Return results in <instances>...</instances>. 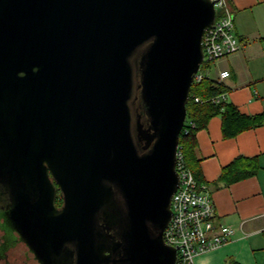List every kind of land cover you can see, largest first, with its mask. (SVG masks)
<instances>
[{"label":"water","instance_id":"obj_1","mask_svg":"<svg viewBox=\"0 0 264 264\" xmlns=\"http://www.w3.org/2000/svg\"><path fill=\"white\" fill-rule=\"evenodd\" d=\"M213 3L0 0V216L40 264H175L163 231Z\"/></svg>","mask_w":264,"mask_h":264},{"label":"crops","instance_id":"obj_2","mask_svg":"<svg viewBox=\"0 0 264 264\" xmlns=\"http://www.w3.org/2000/svg\"><path fill=\"white\" fill-rule=\"evenodd\" d=\"M228 1L239 48L219 63L218 71H229L221 81L224 99L243 113H257L264 105V0ZM220 123L215 115L196 131L195 157L214 204V226L231 224L235 232L198 254L194 264H264V123L227 138ZM238 155L256 156L260 169L230 183L220 180L221 168Z\"/></svg>","mask_w":264,"mask_h":264},{"label":"built area","instance_id":"obj_3","mask_svg":"<svg viewBox=\"0 0 264 264\" xmlns=\"http://www.w3.org/2000/svg\"><path fill=\"white\" fill-rule=\"evenodd\" d=\"M213 1L215 16L202 36V63L231 54L239 48L229 1ZM200 66L193 82L202 78ZM228 76L229 71L222 69L218 71L216 79L221 82ZM224 93L213 99H224ZM194 99L198 100L197 97ZM175 170L179 181L170 199L171 216L163 231V240L176 248L175 264H194L198 254L227 242L234 235L235 228L231 224L214 226V204L209 190L204 182L195 179L193 172L185 165L179 145L176 149Z\"/></svg>","mask_w":264,"mask_h":264},{"label":"trees","instance_id":"obj_4","mask_svg":"<svg viewBox=\"0 0 264 264\" xmlns=\"http://www.w3.org/2000/svg\"><path fill=\"white\" fill-rule=\"evenodd\" d=\"M210 61H204L200 68H208ZM226 92V87L216 78L203 74L202 78L192 83L189 99L185 105L186 116L183 127L179 133L178 145L185 165L193 172L199 182L200 171L197 166L199 159L195 157L196 131L204 128L208 120L215 115L220 117V129L223 137H232L237 133L256 127L264 123L263 109L257 113H243L232 102L221 99H213L216 95ZM197 97L198 100L194 98ZM260 163L256 156L238 155L221 168L220 180L230 183L238 179L254 175L260 169ZM4 246H10L13 242L4 237ZM236 264V263H232Z\"/></svg>","mask_w":264,"mask_h":264},{"label":"flooded vegetation","instance_id":"obj_5","mask_svg":"<svg viewBox=\"0 0 264 264\" xmlns=\"http://www.w3.org/2000/svg\"><path fill=\"white\" fill-rule=\"evenodd\" d=\"M55 184V204L56 206L59 208L61 207V205L63 204V198H62V193L60 192V190L58 189L56 183ZM116 197L119 198V194L116 191ZM8 203V197L7 195H5L4 193L0 194V210L2 207H4L6 204ZM1 215V214H0ZM4 222V218L2 216H0V224L3 225ZM6 226V225H5ZM8 231H6V229L2 228L0 225V259H5L7 257V250H9L11 247H13L17 242L21 243L25 246L26 250L25 253H29L31 254V258L36 262V264H40L38 259L35 257L34 253L29 249V247L26 245V243L21 240L19 238V234H17L15 231L11 230L9 227H5ZM8 236V240L13 242L12 245L5 247L4 244V237ZM3 264H6V262H4Z\"/></svg>","mask_w":264,"mask_h":264},{"label":"rangeland","instance_id":"obj_6","mask_svg":"<svg viewBox=\"0 0 264 264\" xmlns=\"http://www.w3.org/2000/svg\"><path fill=\"white\" fill-rule=\"evenodd\" d=\"M225 57L217 58L214 59L213 61L210 62V65L208 68H200V72L207 75L208 77L211 78H216L217 77V71L219 68V63L223 62ZM5 222V220H4ZM6 223V222H5ZM5 223L0 224L2 228L6 229ZM6 231H8L6 229ZM1 234V231H0ZM9 235L7 234V237ZM25 246L21 243H16L13 247H11L9 250H7V257L3 260L0 259V264H3L6 262V264H36V262L31 258V254L25 253Z\"/></svg>","mask_w":264,"mask_h":264}]
</instances>
